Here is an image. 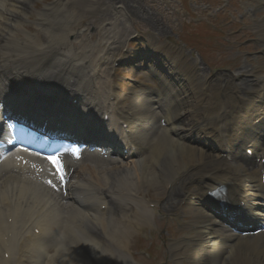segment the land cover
I'll return each mask as SVG.
<instances>
[{
  "label": "bare ground",
  "instance_id": "obj_1",
  "mask_svg": "<svg viewBox=\"0 0 264 264\" xmlns=\"http://www.w3.org/2000/svg\"><path fill=\"white\" fill-rule=\"evenodd\" d=\"M36 1L43 2V0H0V23L3 22L4 28L0 30V36L3 38V44H0V64L3 66H15L14 63L17 62L19 57L29 50H31L33 55H38L40 49L44 50L47 43L46 34L49 31L53 17L60 8L65 7L67 2H69V0H60L58 6L44 3L36 11V8H33L37 4L35 3ZM88 5L91 4L89 3ZM70 6L72 5L67 7ZM75 11V19L77 20L79 14L77 9ZM70 13L72 14V11L69 8L65 14L69 19H72ZM29 14L35 17L30 23L27 22ZM30 24L32 28H39V31L35 33L32 31L26 32L25 30L28 29ZM75 27L76 25L72 24V27L68 28V34L73 33ZM40 33L43 34V39L39 38ZM122 34L123 31L120 30L119 37ZM35 38L39 41L38 44L40 46L34 45L37 44ZM66 38L65 36L64 39ZM60 40L62 46H67L69 43L67 40ZM13 80H16L15 75H13ZM250 91H252L251 87L248 92ZM105 92L106 90L103 87L95 96L92 93L89 95L95 101V104L101 105L100 109H104L109 101V95ZM140 95V92L133 93L130 103L134 111V117L139 118L144 113L143 109H150L148 99L143 95L140 98ZM249 97L245 101L251 103L252 97ZM90 106L91 103L87 100L86 108ZM233 114L232 119L240 124L244 117L243 115H238L237 107H235ZM145 116L147 114L143 115L144 118ZM175 116L177 115L174 111L171 118H175ZM246 119L242 125H245ZM116 132L117 129L114 131L107 130V133ZM154 137L153 147L146 157L147 161L144 158L115 167L101 168L100 173H96L94 169L86 167L80 178H76L81 180L91 190L89 195L80 198V204L84 205L85 202L89 205L96 204L97 199L102 200V198L95 196L98 193L109 198V200H105L107 205L106 212H98L96 210L88 212L83 208L75 207L76 210L73 213H61L55 212V206L49 205L48 202H43L41 206L42 218L40 216L33 218L34 221L31 228L39 226L47 234L42 233L41 237L38 235L36 238L31 239L32 232L28 228L26 233L29 234L30 238H26V247L40 245L48 235L53 236V238L47 244V248L51 246L57 253L60 250H64L63 257L58 256V260L54 258L52 260L53 264H62V260L63 264H99L111 258L117 261L120 259L122 264H128V259L132 256H127L123 253L127 252L125 248H127L130 238L134 236L133 228L137 227L139 223L141 227L146 217L149 216V211L145 204H140L133 200L134 187L137 184L145 185L153 188L154 192L159 184L167 182L170 176L174 175L173 178H178L179 170L183 168L184 163L193 167L196 163H205L207 160L215 161L212 156L205 154L200 147L186 146L182 142L172 139L167 135L166 129H158ZM247 137L253 138L254 141L257 139V136L252 133L248 134ZM136 138L140 144V134ZM91 140L99 142L93 138ZM237 140H239V137ZM178 152L180 155L177 154ZM94 160L97 163L103 162L98 155L94 156ZM149 160L154 163V169L148 165ZM231 161L227 162L217 157L219 167L216 171L228 174L226 179L229 180L230 186L233 189L235 186L241 189V197L245 201L244 205L251 209L255 204V197H264V193L261 192L263 185L261 183V175L257 169H247L240 158H234ZM176 170L178 171L175 173ZM213 173L214 170L204 172L197 169L196 175H199L197 185L203 186L205 181L211 180V176L205 174ZM28 179L29 184L22 182L23 178H20V183L10 185L7 188L10 191L8 196L11 200V205L6 207V209L9 208L10 211L19 213L22 219L26 216L34 215L32 213L34 210L32 209L38 205L36 199L43 195V192L37 188L40 184L31 178ZM83 184L79 183L77 187L83 188ZM142 192L144 193L145 190H142ZM45 194L48 196L47 193ZM187 200L189 201V198ZM119 204L127 208L128 212L120 210ZM185 209L187 210L186 214L191 217V237L189 240H182L171 245L173 251L170 260L178 257L174 263L179 261L186 264H264V239H262V235H231L229 232L224 231L222 234L232 240L229 244L231 249L227 252L226 246L228 244H217L213 241V236L220 234L212 229L216 224L215 220L210 218L201 207L193 206L192 201L186 205ZM72 219L91 224L99 233L101 243L98 244L81 236L80 231L73 226ZM30 220V217L24 220L23 225L25 226ZM187 223L185 224L186 226L188 225ZM199 225H204L205 228L196 229ZM223 245L225 246L224 250H222ZM41 248H44V246ZM175 248L176 253L174 252ZM216 255H218V259ZM28 261L51 264L46 253L39 255L33 252L32 256H28ZM19 264L27 263L20 262Z\"/></svg>",
  "mask_w": 264,
  "mask_h": 264
},
{
  "label": "rangeland",
  "instance_id": "obj_2",
  "mask_svg": "<svg viewBox=\"0 0 264 264\" xmlns=\"http://www.w3.org/2000/svg\"><path fill=\"white\" fill-rule=\"evenodd\" d=\"M235 9V7L234 6H231V8H230V10L231 11H233ZM146 10H147V12L150 14V15H153L152 13H151V11H150V9H147L146 8ZM135 17H136V19H139L138 21H140V18L139 17H137L136 15H135ZM154 19V21L153 22H149V24L151 25L152 23L153 24H155V25H157V24H159L160 22L158 21V20H156L155 18H153ZM204 22H206V23H215L216 21L214 20V17H211V18H209V19H206V21H204ZM2 23V24H1ZM0 23V30H3L4 28H3V22H1ZM143 23L144 22H135V24L138 26V27H140V25H143ZM170 26H174L172 23H170L169 24ZM31 29V28H30ZM152 30H154L155 32H159L160 33V30L161 29H158V28H152ZM182 32H185V30L183 29L182 30ZM194 32V31H193ZM199 33V35L200 36H204L205 35V32L204 31H199L198 32ZM244 33H246V35L244 36V38H246V37H248V36H250V35H252V32L250 33V32H247V31H245ZM2 40V36H0V41ZM249 50H253V47L252 46H250L249 48H248ZM231 51H232V53H235L236 52V48H233V49H231ZM224 54H222L221 55V57L222 58H217L216 59V61L214 62V66H216V65H223L225 62L224 61H222L223 59H224ZM245 56H246V53H245V51H243V53H241V58H240V60L242 59V64H244V65H242V64H240V66L241 67H249L250 66V64L254 61V60H252V59H250V61H246L245 60ZM217 57V56H216ZM239 60V61H240ZM131 241V243H135L136 245H139L140 244V241L139 240H137V239H133V240H130Z\"/></svg>",
  "mask_w": 264,
  "mask_h": 264
}]
</instances>
